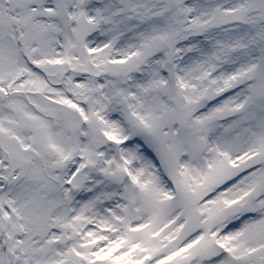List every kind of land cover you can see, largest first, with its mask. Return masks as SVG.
I'll return each mask as SVG.
<instances>
[{
  "label": "snow or ice",
  "instance_id": "6c2138e0",
  "mask_svg": "<svg viewBox=\"0 0 264 264\" xmlns=\"http://www.w3.org/2000/svg\"><path fill=\"white\" fill-rule=\"evenodd\" d=\"M0 264H264V0H0Z\"/></svg>",
  "mask_w": 264,
  "mask_h": 264
}]
</instances>
